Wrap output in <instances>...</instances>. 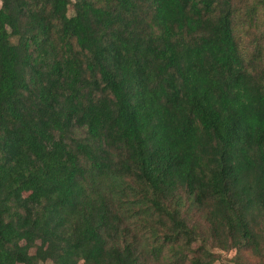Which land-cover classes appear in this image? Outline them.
Wrapping results in <instances>:
<instances>
[{
    "label": "trees",
    "instance_id": "1",
    "mask_svg": "<svg viewBox=\"0 0 264 264\" xmlns=\"http://www.w3.org/2000/svg\"><path fill=\"white\" fill-rule=\"evenodd\" d=\"M0 3V264L264 255V0Z\"/></svg>",
    "mask_w": 264,
    "mask_h": 264
},
{
    "label": "rangeland",
    "instance_id": "2",
    "mask_svg": "<svg viewBox=\"0 0 264 264\" xmlns=\"http://www.w3.org/2000/svg\"><path fill=\"white\" fill-rule=\"evenodd\" d=\"M0 7H1V3H0ZM262 28H264V23H262L260 25ZM12 42L14 44L17 43V40L15 38L12 39ZM184 215L188 218V221L190 223L191 226H198L196 232L198 235V241L197 243L193 246V249L196 250L200 247L205 248L206 250H208L209 253H212L214 255L218 256V261L215 264H236V262L234 261L235 257H236V251H231V252H225L222 251L221 249H218L215 242L209 241V230H208V225L205 221V217L203 213L197 212L196 210L190 211V212H186V210H184ZM207 237V238H206ZM204 240H207L206 243L204 242ZM205 244V245H204ZM204 245V247L202 246ZM36 252L35 249H32L30 251V253L32 255H34ZM264 252V250H263ZM245 253V262L246 263H251V264H264V255L263 256H253L251 254V252L249 251H244ZM193 257V256H191ZM245 262L241 263V264H246ZM45 264H52L51 262H46Z\"/></svg>",
    "mask_w": 264,
    "mask_h": 264
}]
</instances>
